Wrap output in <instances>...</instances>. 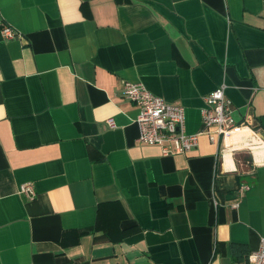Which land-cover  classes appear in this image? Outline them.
Instances as JSON below:
<instances>
[{
  "label": "crops",
  "instance_id": "obj_1",
  "mask_svg": "<svg viewBox=\"0 0 264 264\" xmlns=\"http://www.w3.org/2000/svg\"><path fill=\"white\" fill-rule=\"evenodd\" d=\"M124 82L188 134L224 85L258 139L164 156ZM263 237L264 0H0V264H242Z\"/></svg>",
  "mask_w": 264,
  "mask_h": 264
},
{
  "label": "built area",
  "instance_id": "obj_2",
  "mask_svg": "<svg viewBox=\"0 0 264 264\" xmlns=\"http://www.w3.org/2000/svg\"><path fill=\"white\" fill-rule=\"evenodd\" d=\"M3 34L7 40L22 39L21 34L7 25L3 26ZM122 91L123 96L138 109L137 124L140 133L137 141L161 148L164 156L189 154L197 148L199 137L204 134L212 141H216L217 136L219 140L226 142L236 132L247 130L258 139L257 132L246 124H238L235 121L232 102L226 96L224 85L205 97L201 111L203 130L197 134L187 133L185 108L182 105L167 103L138 83L124 82ZM109 125L113 126V122L110 121ZM247 190L249 187L243 186L242 194ZM19 193L30 201L37 195L32 183L21 185ZM242 264H264V237L260 240L259 248Z\"/></svg>",
  "mask_w": 264,
  "mask_h": 264
}]
</instances>
